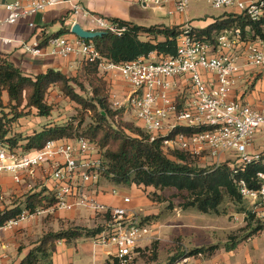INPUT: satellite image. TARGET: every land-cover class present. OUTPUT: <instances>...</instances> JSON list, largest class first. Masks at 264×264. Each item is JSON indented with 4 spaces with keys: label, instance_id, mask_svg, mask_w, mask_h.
I'll return each mask as SVG.
<instances>
[{
    "label": "built area",
    "instance_id": "obj_1",
    "mask_svg": "<svg viewBox=\"0 0 264 264\" xmlns=\"http://www.w3.org/2000/svg\"><path fill=\"white\" fill-rule=\"evenodd\" d=\"M148 5L168 6V16L186 12L190 0H141ZM216 10L240 15L250 22L243 29L232 28L217 34L213 41L193 34L194 26L182 24L173 55L151 60L141 56L115 65L100 59L93 44L70 32L60 36L38 38L43 32L33 17L47 8L69 5L71 18L86 19L91 31L120 35L124 27L113 20L86 10L81 0H0V42L17 43L23 53L33 56L48 53L83 60L100 59L99 69L117 70L129 87L120 101L110 95L111 108L130 113L146 134L149 142L161 140L164 153L182 151L192 158L219 165L236 156L237 164L245 166L262 160L255 142L264 138V0H203ZM26 21L33 33L28 40H14L3 34L6 26ZM197 28V27H196ZM47 50V51H46ZM180 127L196 128L191 135L176 132ZM264 146V141H262ZM105 169L98 147L84 138L55 140L39 150H11L0 143V174L7 173L17 183L35 179L40 172L43 188L53 193L55 203L33 214L23 212L4 228H11L34 216L55 210L84 209L99 217L105 230L92 238L95 244L111 247L117 264H132L135 249L151 231L148 224L130 207L131 199L123 197L121 206H110L98 200L105 191L101 180ZM258 186L237 183L238 191L256 217H264V171L256 174ZM29 192H37L28 184ZM1 191V181H0ZM112 195L115 190L109 191Z\"/></svg>",
    "mask_w": 264,
    "mask_h": 264
},
{
    "label": "trees",
    "instance_id": "obj_2",
    "mask_svg": "<svg viewBox=\"0 0 264 264\" xmlns=\"http://www.w3.org/2000/svg\"><path fill=\"white\" fill-rule=\"evenodd\" d=\"M67 18L68 15L60 20L62 28L52 36L69 33V29L64 27ZM113 21L125 28L120 35L106 32L102 37L87 40L93 44L100 59L118 65L152 53L157 58L175 54L182 25L145 27L118 19ZM246 25L251 24L243 16L223 14L205 27H195L193 34L200 39L213 41L224 30L243 29ZM100 59L83 60L81 75L67 77L51 68L31 77L0 57V143L11 150L27 152L42 149L50 141L84 138L98 147L105 163L103 179L111 185L148 191L153 201L164 202L170 198L169 209H173L174 202H178L176 206L182 211L193 210L199 214L219 216L229 213L224 205L229 203L234 208L231 213L244 215L246 226L243 231L246 229V234H230L228 242L222 246L211 244L191 249H184L180 241L178 243L175 240L177 245L171 249L167 264L179 263L189 257L209 258L220 247L232 251L242 241L264 230V221L247 209L248 204L237 187L239 181H245L251 188L258 186L256 174L264 171L262 160L235 168L230 166L229 161L217 166L200 167L185 152L164 153L160 139L149 142L139 126L122 120V110L111 108L108 80L98 71ZM51 88H56L75 104L77 116L65 123H47L40 131L27 136L13 133L15 123L31 113L39 117L51 115L54 105L47 100ZM4 94L7 95L6 103L3 101ZM198 131L187 127L176 130L186 135ZM166 193L169 195L164 198L163 194ZM54 203L53 193L46 189L27 193L20 202L0 208V228L23 212L33 214ZM151 219L154 217L148 216L143 219V223L147 224ZM104 230L105 226L98 224L91 228L70 226L58 231H47L31 244L18 264H52V255L59 242L71 245L83 238H94ZM156 247L157 242L153 243V249ZM140 251L139 248L135 249L136 254ZM155 256L154 253L153 259ZM110 258L111 262L107 261L106 264H117V259Z\"/></svg>",
    "mask_w": 264,
    "mask_h": 264
},
{
    "label": "crops",
    "instance_id": "obj_3",
    "mask_svg": "<svg viewBox=\"0 0 264 264\" xmlns=\"http://www.w3.org/2000/svg\"><path fill=\"white\" fill-rule=\"evenodd\" d=\"M81 4L86 10L94 15L104 17L108 20L118 19L126 22H131L139 26H179L185 23H189L192 26H195L193 25V23L186 21L183 14L174 15L173 18L168 17L167 19L160 17L155 18L150 15L140 17L135 13V7L137 5L142 9H146L149 7L153 11H162L163 9L166 10L168 7L167 5L164 7L148 4L145 5V3L141 0H81ZM67 15L68 18L64 23L65 28L69 29L75 22H78L84 29L90 30L92 28V25L86 19L71 18L69 16V5L61 4L55 7L47 8L45 11L32 18V20H34V22L40 25L43 29V32L38 34V38H45L58 32L62 28L60 20ZM57 21L60 22V28L58 31L53 32L51 29L53 27V24ZM212 21L213 20H208L207 24ZM206 25H200V28L205 27ZM32 33L33 31L28 27L26 21H19L18 23L6 26L3 29V34L14 40H28L31 37ZM0 57L17 67L26 76L33 77L38 74L44 73L46 70L51 68L61 71L67 77L82 74L81 68L83 59L80 56L71 55L67 58H62L59 56H52L47 52L41 55L33 56L31 54L23 53V51L17 47L16 42L10 45H3L0 42ZM149 57H156V55L152 53L149 55ZM108 75H110V72H107L104 77L106 78V76ZM124 90H120L117 95L124 97L128 89L125 91ZM59 94L60 93L56 88H51L47 94L48 103H52L53 97H58ZM3 101L4 103L7 102L6 94L3 95ZM54 112L55 106L51 115L48 117H39L34 115V113H31L30 115L19 119L14 125L13 133L17 135L27 136L33 134L34 132L40 131L42 129V126L47 123H63L59 121L60 118H58L59 120L55 118ZM30 118H32V122H28ZM23 121H27L28 124L24 125V127H22L21 129H16L15 127L18 126V123H22ZM134 123L139 126L137 122ZM23 130H25V133H21ZM0 181L1 209L5 208V205H3V203L10 206L14 204H10V198L15 196L16 198H18V203L23 199L24 195H26L27 193H31L29 192V188L27 187L28 184L33 185V189L36 191H40L43 188V180L40 172H37L34 180L27 178L25 179L24 183L20 184L15 183L9 174L1 173ZM101 181L104 185V188L105 185L109 184L105 180ZM123 197H118L117 193L115 195H112L109 192V189L105 188V191L99 194L98 200L106 205L121 206L123 204ZM130 207L134 208L132 201ZM51 213H53V221L51 225L56 227V229H54L55 231L60 229L62 225L64 228H66L69 222L81 223L89 218L93 219L95 215L91 211H81L79 209L74 211L55 210L53 212L51 211ZM29 219L18 223L16 226H13L12 229H7L4 227L0 228V264H18L32 246L31 244H26L21 248V251H18L19 244H17V240H23L24 242V239L28 237L34 238L33 242H35L44 234L43 225L41 223L37 224L38 220L33 221L31 220V218ZM141 246L142 245L140 244L139 247ZM237 248L238 247H236L232 251L237 250ZM112 250L113 249L111 247H105L95 244L92 238H83L77 240L71 245H67L64 242H59L55 252L52 255V264H103L107 261L111 262L110 257H112ZM239 256L236 255L234 257L235 264H243L244 259H240Z\"/></svg>",
    "mask_w": 264,
    "mask_h": 264
},
{
    "label": "rangeland",
    "instance_id": "obj_4",
    "mask_svg": "<svg viewBox=\"0 0 264 264\" xmlns=\"http://www.w3.org/2000/svg\"><path fill=\"white\" fill-rule=\"evenodd\" d=\"M135 13L140 16L150 15L155 18H173V16H167L166 10H151V8L142 9L140 6L135 7ZM225 13L224 10H216L212 8L203 0H190L188 8L184 15V19L195 25L194 27L200 28V25H206L208 20L216 19L222 16ZM168 22V21H166ZM60 28V22L57 21L53 24L52 31L56 32ZM157 57H151V60H157ZM99 74L105 76L107 72L99 69ZM109 87H108V99L111 105L110 95H114L118 100H122L123 96H118L117 93L120 90H127L129 87L121 80L118 75L117 70H112L110 75L106 76ZM122 83V84H121ZM88 87V86H87ZM260 88L264 89V77L259 84ZM115 90V91H114ZM124 90V91H125ZM59 97V98H58ZM53 97L52 104L55 106V118H60V122H67L70 119H73L77 116L76 106L68 99H66L61 93ZM58 99V100H57ZM57 100V101H55ZM114 110V109H113ZM26 119V118H25ZM30 118L28 122H32ZM77 120V119H76ZM74 120V122H76ZM122 120L127 122H135V119L130 113H125L122 110ZM27 121L18 123L16 129H21L24 125L28 124ZM88 119L86 120V124ZM30 124V123H29ZM31 126V125H30ZM21 133H25L23 130ZM264 136V135H263ZM262 140L255 142V146L259 151L264 149ZM227 158L224 161H229L232 164H237L236 156L233 154H228ZM194 164L200 167H207L212 165L211 162L202 161L201 157L192 158ZM105 188L110 190H115L118 194V197H129L133 202L134 209L138 212V217L142 220L148 216H153L152 221L146 222L151 228L149 236L144 239L141 243V251L136 254V259H134L132 264H167L168 257L170 256V251L172 248L176 247L175 240L179 243L184 249H191L196 246H207L211 244L223 245V243L228 242V236L230 234H236L237 236L246 234L245 228L246 224L244 222V215L242 214H233L231 211L234 210L233 206L229 203H225V207L229 211L227 215H205L199 214L193 210L182 211L176 205L178 202H174L175 207L169 209L170 198L168 201L158 202L153 201L148 196V191L139 190L136 188H125L114 186L111 184L105 185ZM168 193L163 194L164 198L168 197ZM18 198L15 196L10 198V204L17 203ZM227 202V201H226ZM5 207L6 205L3 203ZM249 209V206H247ZM81 211H86L84 209H79ZM53 212V211H52ZM41 219V220H39ZM264 221V217L260 218ZM30 220V219H29ZM31 220H38L37 224H42L44 228V233L47 231H55L56 227L51 225L53 221V213L48 212L46 214H41L34 216ZM100 223L99 217L94 215V218H89L84 222L75 223L69 222L67 227L78 226V227H96ZM66 227V228H67ZM61 228L65 229L63 225ZM60 228V229H61ZM7 229H12L7 228ZM59 230V229H58ZM56 230V231H58ZM34 238H26L23 240H17L19 244L18 251L21 250L26 244H32ZM157 242L156 249H153V243ZM73 244V243H72ZM235 251H226L224 247H220L212 256L209 258L199 256V257H189L185 260L175 263V264H235L234 257L240 255V259H244L243 264H264V230L258 232L252 236L249 240L239 243ZM154 253L156 254L155 258ZM140 254V256H138ZM103 264H106L104 262Z\"/></svg>",
    "mask_w": 264,
    "mask_h": 264
},
{
    "label": "water",
    "instance_id": "obj_5",
    "mask_svg": "<svg viewBox=\"0 0 264 264\" xmlns=\"http://www.w3.org/2000/svg\"><path fill=\"white\" fill-rule=\"evenodd\" d=\"M70 32L83 40H93L106 34L105 31H91L84 29L78 22L71 25Z\"/></svg>",
    "mask_w": 264,
    "mask_h": 264
}]
</instances>
